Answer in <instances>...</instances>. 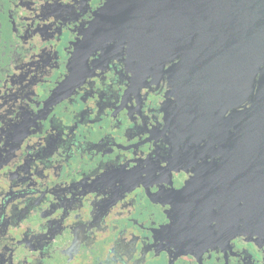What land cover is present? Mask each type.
Returning <instances> with one entry per match:
<instances>
[{"label":"flooded vegetation","instance_id":"flooded-vegetation-1","mask_svg":"<svg viewBox=\"0 0 264 264\" xmlns=\"http://www.w3.org/2000/svg\"><path fill=\"white\" fill-rule=\"evenodd\" d=\"M116 1L0 0V264H264L256 181Z\"/></svg>","mask_w":264,"mask_h":264},{"label":"water","instance_id":"water-1","mask_svg":"<svg viewBox=\"0 0 264 264\" xmlns=\"http://www.w3.org/2000/svg\"><path fill=\"white\" fill-rule=\"evenodd\" d=\"M116 3L104 10L113 16L104 27L129 30L122 36L136 39L151 63L179 60L177 117L213 127L229 171L256 181V230L264 232V0Z\"/></svg>","mask_w":264,"mask_h":264}]
</instances>
